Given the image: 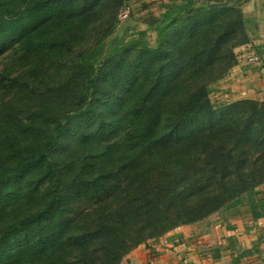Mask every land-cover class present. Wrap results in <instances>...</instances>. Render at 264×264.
I'll return each instance as SVG.
<instances>
[{"label":"trees","instance_id":"obj_1","mask_svg":"<svg viewBox=\"0 0 264 264\" xmlns=\"http://www.w3.org/2000/svg\"><path fill=\"white\" fill-rule=\"evenodd\" d=\"M111 1L0 0V56L17 43L27 67L0 70V264H121L264 184V100L210 99L248 40L244 0L170 4L156 49L56 79L59 43Z\"/></svg>","mask_w":264,"mask_h":264},{"label":"crops","instance_id":"obj_2","mask_svg":"<svg viewBox=\"0 0 264 264\" xmlns=\"http://www.w3.org/2000/svg\"><path fill=\"white\" fill-rule=\"evenodd\" d=\"M240 9L248 40L235 49L236 65L214 85L211 94L221 105L264 100V0H244ZM252 53L258 63H248ZM121 264H264V184L231 210L148 240Z\"/></svg>","mask_w":264,"mask_h":264},{"label":"rangeland","instance_id":"obj_3","mask_svg":"<svg viewBox=\"0 0 264 264\" xmlns=\"http://www.w3.org/2000/svg\"><path fill=\"white\" fill-rule=\"evenodd\" d=\"M194 1L198 6L199 0ZM175 2L179 3L181 0H126L124 8L130 7V15L126 19H121L120 16L124 8L120 12L119 6L116 5L117 0H113L110 2L112 5H108L107 9L101 11V13L104 12L100 17L101 21H88L90 25L80 21L77 29L73 31L76 40L71 43L61 41L55 52L61 67L58 70L59 75L57 74L59 77L56 79L61 81L64 75H71L75 64L87 66L89 70V66L94 63L96 69L105 57L132 44L137 48L144 46L156 49L159 45L156 27H163L164 24H159L160 22L158 23L157 20L161 19L166 7ZM19 47L15 43L8 52L0 56V70L6 64H13L10 70L14 75L27 69L26 66H23L24 60ZM247 61L249 64H253L249 60ZM52 74L53 71L47 69L48 81L55 79L56 74L51 76ZM214 85L211 86V93L212 90H215L216 86ZM210 99L215 108L223 106L217 100L215 93L210 94ZM67 108H73V106Z\"/></svg>","mask_w":264,"mask_h":264},{"label":"built area","instance_id":"obj_4","mask_svg":"<svg viewBox=\"0 0 264 264\" xmlns=\"http://www.w3.org/2000/svg\"><path fill=\"white\" fill-rule=\"evenodd\" d=\"M130 15V7L126 6L122 13H121V19H126L128 18ZM249 62H252V63H258L260 60H259V56L256 54V53H253L249 58H248Z\"/></svg>","mask_w":264,"mask_h":264}]
</instances>
